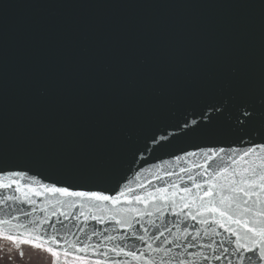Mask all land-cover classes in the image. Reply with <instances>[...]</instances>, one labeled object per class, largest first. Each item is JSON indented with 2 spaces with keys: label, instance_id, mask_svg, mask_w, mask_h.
Listing matches in <instances>:
<instances>
[{
  "label": "water",
  "instance_id": "95a60500",
  "mask_svg": "<svg viewBox=\"0 0 264 264\" xmlns=\"http://www.w3.org/2000/svg\"><path fill=\"white\" fill-rule=\"evenodd\" d=\"M245 109L254 115L242 126ZM261 134L264 0H0V171L77 191L126 194L119 205L85 201L81 208L79 198L29 193L35 201L29 204L14 187L0 189L20 197L0 202V216L22 223L47 217L69 240L95 230L91 242L108 248L143 249L132 230L146 238L164 232L149 241L154 247L175 239L231 248L224 229L212 224L213 234L200 223L196 204L183 208L180 197L189 203L193 197L181 190L197 192L193 185L221 163L206 161L200 149L242 151L264 143ZM235 155L220 153L228 163ZM21 181L43 191L35 180ZM134 194L148 199L129 205ZM73 200L71 208L57 203ZM129 207L139 210L129 214L132 230L110 219ZM121 235L128 239L121 242ZM197 250L212 254L191 249Z\"/></svg>",
  "mask_w": 264,
  "mask_h": 264
},
{
  "label": "snow or ice",
  "instance_id": "6c2138e0",
  "mask_svg": "<svg viewBox=\"0 0 264 264\" xmlns=\"http://www.w3.org/2000/svg\"><path fill=\"white\" fill-rule=\"evenodd\" d=\"M242 115L246 119L238 120V123L243 126L245 123L249 124L254 112L245 109ZM197 123L196 120L191 121L193 126ZM184 127L187 128L188 124L185 123ZM261 135L264 136V134ZM160 139L163 140L165 137ZM200 152L206 161L219 157L221 163L217 164L216 169L208 174L206 180L193 185L197 192H193L190 187L181 190L193 197L191 203L188 202L187 195L181 196L180 199L184 201L183 208H190L192 204H196L197 213L202 217L200 223L208 224L213 234L216 229L211 227L212 224L224 229L229 234L226 242L231 248L224 247L223 241L213 247L212 243L207 245L191 242L180 244L175 239H165L154 247L149 241L159 240L164 232H159V236L148 235L147 238L146 235H138L136 231L132 230L134 226L129 214L139 210L130 207L118 209L110 219L115 224L126 226L127 229L132 230L131 237L144 244L143 249L138 248L136 243H113L110 248L101 242L93 243L91 242L92 237L97 235L95 230L91 234L83 232L82 239L69 240L67 235H59L61 229L56 228L47 217L39 221L30 219L27 223H22L15 215H11L9 218L0 216V238L13 242L18 250L21 245H31L34 249L43 250L54 258L52 264H208L209 261L219 262L221 260H227L228 264H264V143H255L242 151L208 148L200 149ZM228 152L236 154L228 157L230 163L224 162V157L220 156V153ZM186 155L195 156L196 153L189 152ZM203 167L207 171L208 165L205 164ZM23 177L35 180L43 191L33 187L31 183H22L21 178ZM189 179L192 177L190 176ZM13 187L23 196L21 203L33 204L35 201L31 196H43L45 193H51L59 194L62 197L79 198L81 208L84 207L83 202L85 201H103L119 205L121 197L126 195L123 189L116 196L108 195L102 191H77L55 184H42L35 177L28 176L26 172L0 171V189L8 190ZM172 187L178 186L172 185ZM128 191L132 192L133 190L129 188ZM157 191L166 193L167 188ZM199 192H202V195H199ZM148 197H152V193H149ZM158 198L166 199L165 196ZM147 199V197L134 194L130 200H126V203L129 205L133 202L145 203ZM17 200H20L19 196L0 193V202ZM57 203H67L69 208L76 205L75 200L71 202L57 201ZM23 214L31 215L27 212ZM55 215L53 213V216ZM61 215L67 218L68 213H61ZM81 215L85 214L81 212ZM188 215L192 220L197 218L191 212ZM209 216L213 217L211 221H209ZM93 219L100 220L101 217L94 216ZM14 221L16 222L14 223ZM45 225H48L51 231L49 228H45ZM157 230L159 231V229ZM166 230L171 232V229ZM68 231L70 232V229ZM185 232H187V228H185ZM144 233H148L147 228L144 229ZM116 239L114 236L105 237V240L108 241ZM119 239L123 242L128 238L121 235ZM193 239L195 240L196 237ZM204 247L209 248L212 254L208 255L200 250L191 251L193 248ZM176 249H180V251H176ZM153 253L156 255H152ZM19 256L24 257L22 250H19ZM119 257L130 259H119ZM232 257H235V260Z\"/></svg>",
  "mask_w": 264,
  "mask_h": 264
},
{
  "label": "flooded vegetation",
  "instance_id": "af4514ba",
  "mask_svg": "<svg viewBox=\"0 0 264 264\" xmlns=\"http://www.w3.org/2000/svg\"><path fill=\"white\" fill-rule=\"evenodd\" d=\"M19 250L24 252V257L19 256ZM17 249L13 242L0 238V264H52L51 254L31 245H21Z\"/></svg>",
  "mask_w": 264,
  "mask_h": 264
}]
</instances>
